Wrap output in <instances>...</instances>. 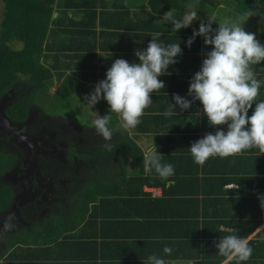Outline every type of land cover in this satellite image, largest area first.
I'll use <instances>...</instances> for the list:
<instances>
[{"label":"crops","instance_id":"obj_1","mask_svg":"<svg viewBox=\"0 0 264 264\" xmlns=\"http://www.w3.org/2000/svg\"><path fill=\"white\" fill-rule=\"evenodd\" d=\"M161 1L160 7H156L159 13L151 9L150 0H55L54 22L45 41L59 54L55 59L49 58L46 65L56 71L51 92L60 91L65 97L63 87L74 85L79 110L86 111L94 125L96 113L106 115L109 105L101 99L92 107L85 97L99 81L106 79V72L116 59L139 63L135 52L146 49L154 33H160L158 42L165 46L179 43L182 55L168 68L170 74L159 77L165 88L152 94L153 102L137 127L125 130L113 114L108 125L112 132L110 140L98 135L94 126L92 129L94 149L123 140L132 142L141 153V167L145 153L155 149L163 155L162 163L173 165L174 175L165 181L157 174L156 184L143 170L144 182L126 183L136 178L139 169H144L137 154L119 159L122 152H118L114 158L97 159L93 169H111L107 177L111 181L105 184L106 196L89 205L78 225L63 231L60 237L52 235L57 232L54 227L50 231L47 227L20 228L11 235L5 234L0 264H147V258L153 254L166 264H225L226 258L218 255L214 246L229 234L222 227L232 228L234 234L248 239L253 252L243 264H264V208L258 199L264 196V153L252 148L235 157H211L199 166L188 149L205 134L217 130L208 125L200 102L183 112L176 106L172 115H164L174 104V94L191 100L190 81L212 48L205 45L201 36L195 37L190 47L187 41L194 30H199L201 21H212L213 30L218 28L224 21L219 16L223 7L195 8L198 19L174 33L172 25L162 20L164 13L172 9L181 18L188 10L170 7L176 5L173 0ZM59 7H96L99 11L92 22L78 26L74 23L79 21L78 13ZM239 16L245 18L243 14ZM253 70L261 84L256 102H261L264 62L253 66ZM254 110L255 104L249 109V117ZM222 130L226 131V126ZM122 172L125 182H115L117 173ZM152 199L156 200L154 205L149 203ZM67 226L71 222L65 221L61 228ZM11 244L14 246L9 247ZM166 246L172 249L170 255L163 252Z\"/></svg>","mask_w":264,"mask_h":264},{"label":"clouds","instance_id":"obj_2","mask_svg":"<svg viewBox=\"0 0 264 264\" xmlns=\"http://www.w3.org/2000/svg\"><path fill=\"white\" fill-rule=\"evenodd\" d=\"M185 7L188 11L181 18H177L172 9L162 17L164 22L172 25L174 33L188 28L198 19L195 3ZM212 23L201 21L199 30H194L187 41L190 47L195 37L201 36L205 45L212 48L190 81L188 96L191 100L174 94V104L171 103L169 111L164 113L165 116L172 115L176 106L181 112L186 111L197 101L202 105L208 125L217 130L214 134H205L188 149L199 166H203L211 157H235L252 148L264 153V101L256 102L261 84L253 70V66L264 62V45L254 33L245 31L240 23L226 19L215 30ZM159 36L160 33H154L147 48L135 52L139 63L130 64L125 59H116L107 70L106 79L99 81L85 97L92 107L101 99L109 105L106 115L100 116L95 112V130L105 141L112 137L108 125L113 114L119 118L125 130L134 129L140 124L145 109L153 102L152 94L165 88L159 77L170 74L168 68L177 63V57L182 55L179 43L165 46L158 42ZM253 104L255 110L249 117L248 112ZM224 126L226 131L222 130ZM104 147L111 146L105 144ZM162 157L155 149L148 150L143 159V168L146 174L154 170L166 181L174 175V167L162 163ZM258 199L264 208V196H258ZM221 230L229 234L221 237L214 246L217 254L226 258L225 264L229 261L243 264L249 260L253 249L248 239L234 234L232 228L222 227ZM163 252L170 255L172 249L166 246ZM147 264H166V261L153 254L147 258Z\"/></svg>","mask_w":264,"mask_h":264},{"label":"flooded vegetation","instance_id":"obj_3","mask_svg":"<svg viewBox=\"0 0 264 264\" xmlns=\"http://www.w3.org/2000/svg\"><path fill=\"white\" fill-rule=\"evenodd\" d=\"M31 89L16 83L0 94L6 122H0V156L8 162L0 175V189L11 192L9 208L0 212V247L5 234L45 225L68 208L71 196L93 169V163L79 153L95 148L94 131L88 128V134L62 116L48 114L46 93L37 92L21 111L17 103L30 99ZM39 100L44 110H38Z\"/></svg>","mask_w":264,"mask_h":264},{"label":"trees","instance_id":"obj_4","mask_svg":"<svg viewBox=\"0 0 264 264\" xmlns=\"http://www.w3.org/2000/svg\"><path fill=\"white\" fill-rule=\"evenodd\" d=\"M168 1V0H165ZM176 5L170 7H185L189 3H195V8L200 7H226L224 10L233 12L236 16L241 14H249L255 16L260 23L264 24V0H173ZM2 5V16L0 18V94L5 93L14 84L23 83L32 87L30 99L26 98L17 103L18 109L22 111V107L34 100L37 92L47 93L54 86L55 70L46 65L49 58H56L59 51L54 52L51 47L46 44V35L50 28L54 13L55 0H0ZM161 0H150V7L154 12H159L156 7H160ZM59 10L72 9L74 13H78L79 21L75 24L90 23L93 21L97 11L96 7H59ZM103 9V7H101ZM187 9V8H185ZM188 10V9H187ZM197 10V9H195ZM103 12L100 10V13ZM217 29V28H216ZM257 38V36H256ZM258 39V38H257ZM19 41L23 45L21 50L14 51L8 47L9 42ZM88 130H87V132ZM110 148L102 147L98 149H90L89 151H81L80 157L91 163H97V159H110L116 157L118 152L120 158H125L129 154H137V160L142 165V157L139 149L132 142L125 143V140L111 144ZM8 162L0 156V175L7 169ZM143 168V167H141ZM111 169H92L86 178L85 184H81L71 196L70 210L62 211L46 220L43 227H29L47 230L54 229L57 231V237L62 232H67L75 228L82 220V216L88 211L89 205L94 204L99 198H104L108 193L105 184L110 182L107 177ZM125 169H120V171ZM144 169H139L136 178L130 179L126 183L134 184L137 181L144 182L142 178ZM148 179L156 184L159 183L157 174L153 170L149 173ZM115 182H125L124 172L120 175L117 173ZM111 192H114L112 190ZM114 194V193H113ZM112 194V195H113ZM118 195V194H117ZM100 199V200H101ZM11 201V192L5 187L0 189V212L9 208ZM156 200H149L154 205ZM93 211V210H92ZM65 221L71 222V226L62 229L61 226ZM139 228V226H137ZM26 228H23V230ZM22 240V239H21ZM12 242V241H11ZM10 242V243H11ZM14 246L13 244L9 247ZM1 250V249H0ZM0 251V260L2 258Z\"/></svg>","mask_w":264,"mask_h":264},{"label":"rangeland","instance_id":"obj_5","mask_svg":"<svg viewBox=\"0 0 264 264\" xmlns=\"http://www.w3.org/2000/svg\"><path fill=\"white\" fill-rule=\"evenodd\" d=\"M225 8L226 7H223V9L220 10L219 16L221 15L224 20L227 19L236 23H240L244 27L245 31L254 33L256 36H259L261 38L262 42H264V24L260 23L259 20L255 18V16L243 14L245 18L239 19L240 16H236L235 13L224 10ZM1 16L2 5L0 3V18ZM8 47L14 51H18L22 49L23 45L19 43V41H13L8 43ZM63 93L65 94V97H62L60 91L54 94L49 90V92L46 93L47 98L44 101V107H47V113L50 115H56L58 117L62 116L70 123V125L79 126L81 128L83 127L85 129V132H87V130L88 132H90V130H92L94 126L93 121L91 122L89 116L86 114V111H83L81 113V110H79L78 91L76 90V87L72 84H67L63 87ZM41 109H43L42 102L39 100L38 110L41 111ZM83 122H86L87 125H84Z\"/></svg>","mask_w":264,"mask_h":264},{"label":"water","instance_id":"obj_6","mask_svg":"<svg viewBox=\"0 0 264 264\" xmlns=\"http://www.w3.org/2000/svg\"><path fill=\"white\" fill-rule=\"evenodd\" d=\"M4 108H5V104H4V102H1L0 103V122L1 123L4 122L6 124L5 120L4 121L2 120V118H4V114H3ZM1 123H0V125H1Z\"/></svg>","mask_w":264,"mask_h":264}]
</instances>
